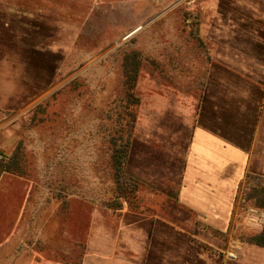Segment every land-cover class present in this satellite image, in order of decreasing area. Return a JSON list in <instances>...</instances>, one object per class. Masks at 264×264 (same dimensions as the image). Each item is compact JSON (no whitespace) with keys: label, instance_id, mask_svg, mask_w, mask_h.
I'll return each instance as SVG.
<instances>
[{"label":"rangeland","instance_id":"rangeland-1","mask_svg":"<svg viewBox=\"0 0 264 264\" xmlns=\"http://www.w3.org/2000/svg\"><path fill=\"white\" fill-rule=\"evenodd\" d=\"M232 9L240 11L227 15ZM260 17L264 0H20V32L14 30L20 63L0 64V122L17 143L10 153L0 152V161L20 147L27 203L0 252V264H55V255L41 253V248L62 250L59 258L69 259L75 252L70 241L93 245L87 264H140L151 231L156 240L160 232L169 231V224L186 222L187 214L173 205L178 186L165 180L151 183L156 191L144 193L145 213L126 205L115 213L101 202L103 180L104 186L114 180L105 176L110 166L99 132L100 115L123 90L125 56L140 53L136 91L141 105L133 154L141 156L145 173L148 165L155 175L172 156L181 162L185 154L169 149L178 141L186 149L188 129L175 117L174 126L164 129L169 113L163 117L160 109L170 99L174 105L183 102L200 82L194 73L207 68L196 34L205 41L226 39L229 54L237 55L233 41L246 35L249 18ZM229 54L222 48L218 57L224 60ZM233 62L239 71L245 65L240 58L233 57ZM60 184L76 194L68 212L52 199ZM155 193H162L159 206ZM259 213L264 210L249 202L236 211L226 233L201 227L194 241L210 245L217 254L236 252L238 264H264L261 250L247 258L243 254L242 237L264 229V222L261 228L249 224L252 214ZM199 226L190 229L192 235Z\"/></svg>","mask_w":264,"mask_h":264},{"label":"crops","instance_id":"crops-1","mask_svg":"<svg viewBox=\"0 0 264 264\" xmlns=\"http://www.w3.org/2000/svg\"><path fill=\"white\" fill-rule=\"evenodd\" d=\"M235 11L240 9H232L227 15L233 16ZM250 21L257 23L251 24ZM245 26L247 29L243 31L246 35L243 36L241 32L243 38L233 41V47L239 49L237 55L229 54L227 47L230 45L226 39L210 38L208 42L216 52L207 65L208 72L193 75L194 79L205 80V85L201 86V82H198L197 88L187 93L183 102H175L174 105L170 99L161 106L163 117L169 113V121H166L164 129L174 126V117L182 127L188 129L186 149L181 147L180 141L169 149L171 152L178 150L180 156L185 154L181 162L176 163V156H172L158 167L155 175L154 169L148 165L145 173L140 168L141 156L133 154V172L148 182L152 181L150 183L165 180L170 185H177L180 205L192 213H184L189 219L178 224L182 227L169 224V231L160 232V238L156 240L152 238L154 231H151L149 237L145 238L146 250L139 257L140 264H238L235 263L237 259H228L227 252L221 251V256L208 244L209 250L199 247L194 239L204 225L208 229L226 233L240 185L248 174L264 177V18H249ZM14 30H17V34L20 32V0H0L2 65L20 63V51L16 50L20 44L14 41ZM222 48L230 55L224 60L218 57ZM233 57L244 61L245 65L240 71L233 66ZM152 111L155 113L156 109ZM2 123L0 130L3 128L5 131L0 137V152L8 154L15 148L17 140L6 126L2 127ZM160 130L163 133V129ZM138 133L136 130V136ZM162 145L168 149L164 142ZM26 194L24 178L7 173L0 176V252L7 247L13 227L25 213ZM197 222L202 226L193 229L195 234L192 235L190 229ZM163 225L167 226L168 223ZM153 243L158 246L157 249ZM85 246L82 264L90 260L93 245L89 242ZM243 246L245 258L259 250L264 252V248L252 244L245 243ZM20 248L24 250L25 244L20 243Z\"/></svg>","mask_w":264,"mask_h":264},{"label":"trees","instance_id":"trees-1","mask_svg":"<svg viewBox=\"0 0 264 264\" xmlns=\"http://www.w3.org/2000/svg\"><path fill=\"white\" fill-rule=\"evenodd\" d=\"M196 39L199 42L198 46L201 50V54L206 57L204 65L207 67V65L211 63L216 49L210 42L203 40L197 34ZM141 64L142 58L140 57V53L132 52L125 56V79L123 90H121L120 93L115 96V98L110 102L108 108L100 115L99 132L104 139V145L106 146L104 152L107 151V155H109L110 166L109 171H105V176L108 174L109 177L114 180L112 185L110 184L106 186H104L106 181L103 180V191H100L103 198L101 199V202H103V204H107L108 208L113 210L115 213L122 212L125 205L127 206L128 210L145 213V204H148V202L144 193L150 190V188L152 189L151 191H156L152 188L150 182H148L142 176L135 174L131 169V160L136 145L135 138L137 121L141 105V100L136 91L137 79L140 73ZM204 72H208L207 68L204 69ZM200 82L202 84L201 86L205 85V80H201ZM21 162L20 147H18V150H16L12 156L0 161V176L7 173L18 177H23V165ZM100 178L103 177L100 176ZM30 193L32 194L33 192L30 191ZM149 193L151 194L150 191ZM158 194H154V203L156 206H159V200H157V197L161 196L162 193L160 195ZM30 195L29 199H31ZM75 196L76 194L71 192V186L61 185L60 190L54 193L52 199L55 200L54 205H57L59 209H62V212H68L72 205V198ZM175 197L176 199L173 201L174 207L180 211L183 210V212L186 214L191 215V211L184 209L182 205H180L178 201V193L175 194ZM52 199L50 200V198H48L46 203H51ZM249 202L251 204L254 202L256 207L262 208L264 210V177L254 174L247 175L245 181L239 187L238 195L234 204L231 223L236 215V211ZM159 208L162 209L161 212H163V207L160 206ZM53 214L54 213L50 214L49 217L53 218ZM196 225L202 226V224L199 222H197ZM202 227H204V229H208L206 225ZM215 232L221 233L218 230ZM60 235H62L65 240H70L64 236V232H61ZM51 236L57 237V234L56 236L55 234H51ZM242 241L264 248V229L261 232L242 237ZM70 242L73 243L74 248H72V250L75 252L73 255L69 256V259L59 258L61 256L62 250H51L49 247L46 248V246L41 248V253L48 250V252H51L55 255L54 261H59L64 264H82L86 246L82 243H75L73 241ZM196 243L199 247L209 250V246L206 244L200 243L198 241H196ZM220 255L222 256L223 253H220Z\"/></svg>","mask_w":264,"mask_h":264},{"label":"built area","instance_id":"built-area-1","mask_svg":"<svg viewBox=\"0 0 264 264\" xmlns=\"http://www.w3.org/2000/svg\"><path fill=\"white\" fill-rule=\"evenodd\" d=\"M251 218H249V224L256 226L257 228H261L264 222V213H259L257 215L252 214ZM228 259L235 260L237 259L236 252L230 251L227 254Z\"/></svg>","mask_w":264,"mask_h":264}]
</instances>
